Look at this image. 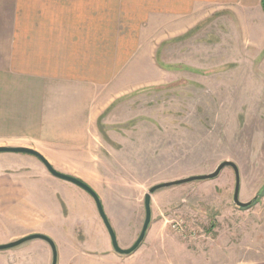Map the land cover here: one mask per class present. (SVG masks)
I'll return each instance as SVG.
<instances>
[{"label": "rangeland", "instance_id": "374dc122", "mask_svg": "<svg viewBox=\"0 0 264 264\" xmlns=\"http://www.w3.org/2000/svg\"><path fill=\"white\" fill-rule=\"evenodd\" d=\"M164 1L166 10L177 8ZM194 4L195 14L184 20L162 16V0H105L106 11L120 7L114 22L122 43L137 27V53L121 84L105 85L94 125L72 134L85 142L75 148L53 141L32 110L17 117L10 99L12 115L0 117V147L35 149L57 172L92 187L122 249L140 236L152 187L210 174L221 162L238 166L240 200L250 206L233 202L232 168L213 180L156 191L146 240L118 255L85 190L52 176L34 156L0 153L2 170L27 192V210L52 234L57 264H264V49L249 43L256 33L248 34L234 6ZM16 9L0 5V29L17 27ZM9 57L15 96L17 68L31 73L32 64L14 52ZM24 224L0 213V243ZM51 257L38 239L0 252V264H52Z\"/></svg>", "mask_w": 264, "mask_h": 264}, {"label": "crops", "instance_id": "0c3cea01", "mask_svg": "<svg viewBox=\"0 0 264 264\" xmlns=\"http://www.w3.org/2000/svg\"><path fill=\"white\" fill-rule=\"evenodd\" d=\"M169 1L177 8L166 10L162 0V16L185 20L195 14V0H166V6ZM104 2L0 0V5L17 6L12 18L17 27L0 29V117L9 119L12 114L8 113V101L16 100L17 117H30L28 112L32 110L31 117L40 118L41 125L45 126L44 132L56 135H51L53 141H69L75 148L82 146L85 141L72 134L86 133L94 125V109L98 108L99 101L104 100L105 85H113L111 90L119 86L121 75L130 69L137 53V27L133 25L125 33V42L122 43L121 33L115 31L120 30L121 25L119 21L114 22L120 7L114 6L106 11ZM214 3L234 6L248 34L256 33L254 41L249 35V43L256 49H264L263 0H214ZM151 13L154 12L151 10ZM13 52L18 61L21 59L32 64L31 73L17 68L16 77L20 80L14 88L15 96L11 94L8 82L13 76L12 66L6 65ZM4 160L0 155V162ZM19 181L0 167V213L8 219L25 223L22 232L12 234L0 244H9L33 234L52 239L45 224H38L36 216L27 210V192ZM49 254L53 257L50 246ZM47 264H51V259Z\"/></svg>", "mask_w": 264, "mask_h": 264}, {"label": "water", "instance_id": "95a60500", "mask_svg": "<svg viewBox=\"0 0 264 264\" xmlns=\"http://www.w3.org/2000/svg\"><path fill=\"white\" fill-rule=\"evenodd\" d=\"M264 7V0H263V5ZM13 153V154H27V155H31L34 156L36 158L39 159V161H41L45 168L49 171L48 173H50L52 176L69 182L70 184H74L80 188H82L83 190H85L89 196H91L95 202V205L99 212V215L101 217V220H103L106 228H107V232H109L110 238H111V244L113 246V249L115 250V252L118 255H130L132 253H134L136 250H138V248L142 245L143 241L146 240V236L148 233V228H150L151 222H152V209H151V203H152V195L159 190L162 189H166V188H171V187H175V186H180V185H185L191 182H195V181H206V180H213L216 177H218L221 172L226 169V168H232L234 170L235 176L234 178L236 179V183H235V191H234V195H233V202L235 205H237L240 208H246L250 206V202L249 203H244L241 202L240 200V189H241V176H240V170L238 168V166L236 165V163L232 162V161H224L221 162L219 165H217V168L210 174H206V175H197V176H191L188 178H184V179H180V180H176V181H172V182H166V183H162V184H158L154 187H152L150 189V191L148 192V194H146L145 196V211H146V216L145 221H144V225L143 228L141 229V233L139 238L137 239V241H135L134 245L129 248V249H122L119 246L118 240H117V235L115 233V231H113V227L108 219V216L105 212V209L103 207V203L100 199V197L97 195V193L94 191V189L92 187H90L88 184H85L84 182H82V180L64 174V173H60L57 172V170L52 166V164L47 161V159L44 157V155H42L39 151L32 149V148H27V147H0V153ZM43 240L45 242L48 243V245L51 247L52 253H53V261L52 264H57L58 263V250H57V246H55V242L48 236L46 235H41V234H33L24 238H21L17 241L11 242L9 244H3L0 245V252L2 251H7V250H11L12 248H16L18 246H21L22 244L29 242V241H33V240Z\"/></svg>", "mask_w": 264, "mask_h": 264}]
</instances>
